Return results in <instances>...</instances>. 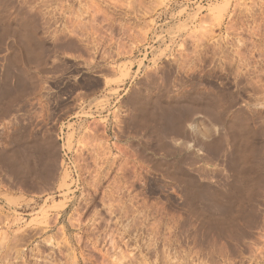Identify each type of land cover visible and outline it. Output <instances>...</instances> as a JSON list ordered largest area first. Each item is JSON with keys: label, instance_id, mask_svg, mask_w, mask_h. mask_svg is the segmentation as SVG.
<instances>
[{"label": "rangeland", "instance_id": "obj_1", "mask_svg": "<svg viewBox=\"0 0 264 264\" xmlns=\"http://www.w3.org/2000/svg\"><path fill=\"white\" fill-rule=\"evenodd\" d=\"M0 22V264H264V0Z\"/></svg>", "mask_w": 264, "mask_h": 264}, {"label": "bare ground", "instance_id": "obj_2", "mask_svg": "<svg viewBox=\"0 0 264 264\" xmlns=\"http://www.w3.org/2000/svg\"><path fill=\"white\" fill-rule=\"evenodd\" d=\"M103 168V167H102ZM49 170V169H48ZM97 172H98V170H96ZM96 176V175H95ZM105 175H103V177H104ZM46 177V176H45ZM98 177V176H97ZM99 179V178H98ZM102 179V178H101ZM104 180V179H103ZM96 181L97 182H95V184L97 183L98 184V180H97V178H96ZM101 181V180H100ZM94 182V181H93ZM102 182V181H101ZM92 184V183H91ZM94 184V183H93ZM95 184H94V186H95ZM102 184H103V182H102ZM99 185V184H98ZM97 186V185H96ZM92 187H93V185H92ZM99 187H101L100 185L99 186H97V188H99ZM95 188V187H94ZM93 188V189H94ZM96 190V188L94 189V190H91V192L93 191V193L94 192H97L98 191V189H97V191H95ZM100 191V193H101V191H102V188H101V190H99ZM102 193H104V192H102ZM101 193V194H102ZM101 194H99V195H101ZM105 194V193H104ZM95 196H96V194H94ZM98 195V194H97ZM91 196H93L92 194H91ZM105 196V195H104ZM94 197V196H93ZM99 197V196H98ZM102 197H103V195H102ZM93 200H94V198H92ZM102 200H103V198H102ZM101 201V200H100ZM93 202V201H92ZM104 204V203H103ZM102 206H104V205H102ZM63 207H65L63 204H57V206L55 207V208H57V209H63ZM92 220V219H91ZM88 231V230H87Z\"/></svg>", "mask_w": 264, "mask_h": 264}, {"label": "crops", "instance_id": "obj_3", "mask_svg": "<svg viewBox=\"0 0 264 264\" xmlns=\"http://www.w3.org/2000/svg\"><path fill=\"white\" fill-rule=\"evenodd\" d=\"M4 27L2 26V24H1V22H0V36L2 35V30L1 29H3ZM6 42H7V40L6 39H2L1 37H0V52L2 51V50H4V48H5V46H6Z\"/></svg>", "mask_w": 264, "mask_h": 264}]
</instances>
